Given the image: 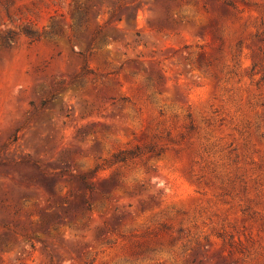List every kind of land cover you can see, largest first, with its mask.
I'll return each instance as SVG.
<instances>
[{"label":"rangeland","instance_id":"obj_1","mask_svg":"<svg viewBox=\"0 0 264 264\" xmlns=\"http://www.w3.org/2000/svg\"><path fill=\"white\" fill-rule=\"evenodd\" d=\"M0 264H264V0H0Z\"/></svg>","mask_w":264,"mask_h":264},{"label":"trees","instance_id":"obj_2","mask_svg":"<svg viewBox=\"0 0 264 264\" xmlns=\"http://www.w3.org/2000/svg\"><path fill=\"white\" fill-rule=\"evenodd\" d=\"M123 7L122 6H117L115 9H113V11L110 13V19L109 21H112L114 19H119V14H120V10L122 9ZM87 14L86 12H84L83 15L79 16L78 18V21L76 23V26L77 25H80L82 23V21H84V19L86 18ZM119 22H122L123 19H119L118 20ZM71 28H73V25H71ZM102 27H99L94 33L93 35L91 36V38L88 40V43H87V49L85 52L83 53H80V56L82 57L83 59V67L81 68V75L80 76H77L75 77L74 80L76 81H79L81 80L82 77H84L85 75H87L89 73V68H88V64H87V58L92 56V47L95 43V40L101 35L102 33ZM26 31V30H25ZM26 36L30 39H32V41H39L41 40L43 37L44 38H49L51 40H57L59 38H62V37H65V34H64V30L63 28H61L57 23H52L50 28L47 29V30H43V31H39V32H34V31H31V30H27L25 32ZM69 43H72L73 41L75 40H79L81 38L80 34L77 32V27H76V31L74 34H68L66 37H65ZM106 40V38L104 37L103 40L101 41V44L104 43ZM79 84L81 85V83L79 82ZM47 102H43L42 103V107L46 106ZM116 161L117 162H125L126 158H124L123 156L121 155H117L115 157ZM86 210L87 211H91L92 210V206L90 203H87V206H86ZM62 219H60L58 216L54 217L52 220H49L47 221L46 224H44L41 229L43 231H48L51 229H53V231H57L59 226L61 225L62 223ZM11 225L10 224H5V227L9 228ZM9 234L7 233L6 234V238H9ZM30 241L33 240V238H29Z\"/></svg>","mask_w":264,"mask_h":264}]
</instances>
